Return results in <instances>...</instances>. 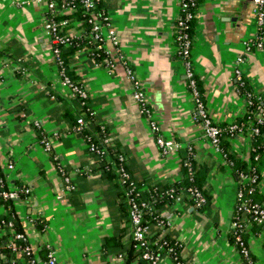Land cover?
I'll return each instance as SVG.
<instances>
[{
  "label": "crops",
  "instance_id": "obj_1",
  "mask_svg": "<svg viewBox=\"0 0 264 264\" xmlns=\"http://www.w3.org/2000/svg\"><path fill=\"white\" fill-rule=\"evenodd\" d=\"M100 7L118 37V44L105 42L114 64L97 62L83 49L68 60L75 81L88 91L86 126L100 127L123 154L144 196L152 186L177 183L188 159L194 170H205V206L195 207L185 193L181 200L160 203L159 214L171 224L152 223L149 236L180 243L178 254L188 264H241L230 239L238 184L224 151L194 114L175 39L179 0H100ZM44 10L43 2L0 0V162L12 159L11 183L29 189L15 204L17 214L24 231L35 229L27 233L38 264H44L46 243L56 264H142L137 255L127 258L132 227L122 185L102 172L86 148L76 122L82 102L62 82L43 26ZM77 26L68 32L79 34ZM253 32L252 0H198L190 54L202 100L216 124L235 122L246 111L234 75L238 54L244 57L239 66L246 87L264 103V47L246 51L243 45ZM126 66L142 83L156 130L132 96ZM43 134L50 148L41 141ZM156 135L174 139L178 147L164 152ZM251 144L249 130L228 138L229 151L243 159ZM62 171L75 188L65 186ZM258 192L264 203V167ZM244 233L251 257L264 264V228H253L248 220ZM160 264L175 262L164 252Z\"/></svg>",
  "mask_w": 264,
  "mask_h": 264
},
{
  "label": "built area",
  "instance_id": "obj_2",
  "mask_svg": "<svg viewBox=\"0 0 264 264\" xmlns=\"http://www.w3.org/2000/svg\"><path fill=\"white\" fill-rule=\"evenodd\" d=\"M28 1V0H26ZM35 2L44 3L45 10H44V17H43V26L49 36L51 50L54 54L55 60L59 67V74L62 79L64 85H66L73 95H78L81 98L82 104L85 103V99L88 98V91L82 84H77L73 82L69 76L66 74L64 67L62 66V59L60 56V45H67L70 43L71 38L73 36H78L79 34H73L69 32L62 31L63 26L68 23L67 18H63L61 20H56L53 17V11L56 8V0H33ZM62 2L61 10L71 11L75 7L74 3H70L75 0H60ZM98 0H82L83 5L86 9H92ZM197 4V0H179V9L180 14L177 16L174 22L175 28V39L177 40V52L182 57L184 63L185 74L188 79V88L194 100V114L200 121L205 135L209 137L211 142L219 148V134L221 131L220 126L215 124L202 100L200 90L197 86V81L195 77V72L192 66V59H191V45H192V34L189 33V23L197 15L196 11H194V7ZM252 12H253V19H254V32L252 35H249L243 39L244 49L246 51H250L254 48L261 49L264 47V0H252ZM101 13V14H100ZM89 22H91V27L89 31V35L94 42L93 51L90 54H98L100 52L103 53V57L101 60H97V62H103L107 66H111L114 64V58L111 57L109 50L105 46L106 39L112 40L114 44H118V37L116 35L115 29L112 27L111 22L108 19L107 14H102V11L95 13L94 11L91 12V16L87 18ZM244 60L243 54H238L234 59V75L236 76L237 83H238V90L242 92V88L245 86V80L242 77V72L240 68L241 62ZM126 70L128 75L130 76L131 80L133 81L134 88L132 90L133 98L138 102L141 107V110L144 111L150 122L151 128L154 130L158 129L156 122L152 119L150 110L147 106L146 95L143 90V86L141 81L134 76L133 70L131 67L126 66ZM243 94L245 97V104L246 107L253 103L252 92L249 90L244 89ZM257 109L261 116L264 117V105H258ZM259 122H262V118L259 117ZM77 127L78 129H82L86 124V121L82 115H79L76 118ZM37 123V122H36ZM231 133L237 132L241 130L237 123H231L228 127ZM252 133H258L259 128L257 126L252 127ZM232 135V134H231ZM41 141L43 142L45 148H50V141L48 137L43 134L41 137ZM104 141L108 142V138L104 137ZM86 148L88 151L95 153L96 155H102L103 149L97 146L94 142H88L85 139ZM156 142L162 147L164 152H169L174 150L178 147V143L172 139L163 137L161 135H156ZM3 170L5 172V183L7 187L3 188L1 191V195L4 197H12L16 198L19 195V192L27 193V187H19L14 186L11 181V173L14 168V162L12 159H7L5 162L1 163ZM188 166L189 172L191 171V165L189 162L185 163ZM116 172L119 174L120 181L125 184L126 188L124 190L126 200L128 202V216L129 221L132 227V237L134 239L133 246L140 250V255L142 258L147 260L148 264H160V259L162 253L156 251L155 249H162L165 248V252L168 253L175 264H188L186 261L182 260L178 257V249L176 248L175 244H170L168 241L163 240L157 244L156 248L153 249L151 246V238L149 236L150 226L152 223L156 224L158 227H166L171 224V221L166 216L159 214L153 222H147L143 220V209H148L151 211V207L149 203L142 198L141 196V188L138 187L132 178L130 177L125 164L124 158L122 154H119L118 161L116 165ZM63 181L65 186L68 189L75 188L74 183L71 181V178L68 173L62 171ZM240 177L245 179L247 175L243 172L240 173ZM4 179L0 178L1 185L4 184ZM251 182L256 181V177H251ZM254 189L253 185H249L246 188V192L248 194L252 193ZM244 188L241 186L237 187L236 190V197L235 200L238 201L237 209L240 210L244 215L252 213L254 218L257 221H264V207L259 204L258 202H251L249 197L245 195ZM169 194L174 196L175 200H181L184 195V192L187 196L193 197L194 203L193 205L199 207L202 205L206 198L202 193L201 189L197 186L190 185L186 188V191L179 190L175 194H173V188H169L167 190ZM245 219V216L242 217ZM9 226H12V221H8ZM231 227L235 228V230H240L243 227L242 220L237 218L232 219ZM0 228V233L2 232ZM13 230V238L22 239L29 241L28 231H34L33 229L27 231H14ZM235 241L239 246V252L244 261V264H256L250 254L249 247L241 237L240 232L238 231L235 235ZM13 249L16 251L25 253L26 257L21 255L20 261L23 264L32 263L34 262L35 257L33 256V251L31 248L30 243H26L22 247L12 244ZM180 243H177L179 246ZM46 258L43 260L44 264H56L55 258V251L50 246L49 243L45 244ZM31 254V256H29ZM0 264H2L0 262ZM14 261L12 260V263Z\"/></svg>",
  "mask_w": 264,
  "mask_h": 264
},
{
  "label": "trees",
  "instance_id": "obj_3",
  "mask_svg": "<svg viewBox=\"0 0 264 264\" xmlns=\"http://www.w3.org/2000/svg\"><path fill=\"white\" fill-rule=\"evenodd\" d=\"M70 3H74V5H75L73 10L63 11V10H61L62 2L60 0H56V8L53 11V17L56 20H61L63 18L68 19V23L65 26H63V28H62V31H64V32H68L67 29H69L71 26H74V24H76V23L78 25L77 27H80V34L78 36H73L71 38V41L69 44L60 45V56H61V59L63 61L62 66L64 67L66 74L69 76V78L73 82H75L77 84H81L80 82L75 81V75L73 74L72 69L69 68L68 60H69L70 56L76 50H79V49L87 50V52L89 54L93 51L94 42L89 35L91 22H89L87 20V18L89 16H91L92 11H94L95 13L102 11V14H106V12L104 10H102L100 7V0L96 1L95 5L92 9H86V7L83 5L82 0H75V1H72ZM197 5H198V0H197L196 6L193 9L194 11H196V13H197ZM195 23H196V16L193 17V19L189 23V33L190 34L193 33ZM91 55L95 58V60H101V58L103 57L102 52H100L98 54L92 53ZM59 67H60V65H58V68ZM244 89L251 91L245 85L241 89L242 93H243ZM75 97H77L81 100V98L78 95H75ZM252 98L254 101L251 105H248L246 107V111L244 112L242 118L235 121V122H232V123H237L243 131L249 130V133H250V136L252 139V144H251L252 148H251V151H250L247 159L240 158V157L236 156L235 153L229 151L228 138L234 137L238 132L237 131V132L231 133L229 131L228 127L231 124V122L230 123L217 124L221 128V131L219 134V146H220L221 150L224 151V153L227 157V160L230 162V165L234 171L238 186H241L244 188L243 191H244L245 195L249 197L251 202H258L259 204H261L264 207V203H262V201L260 199H258V195H259L258 183H259L260 178H261L262 168L264 167V117L261 116V114L259 113V111L257 109V106L259 104L264 105V103L258 97H256V95L253 92H252ZM90 111L91 110H90L89 105H88V98H86L85 103L82 104V109L78 113V115H82L84 117L83 112L89 114ZM259 117L262 118V122L258 121ZM84 119H85V117H84ZM254 126H257L259 128L258 133H252L251 129ZM82 135L88 142L92 141V142L96 143L98 147L103 149L104 152L102 155H98V154L96 155L94 153L95 156L97 157V162H98V165L100 166V168L102 169V172L106 175L116 176V177H118V179L120 181L119 174L116 172V165H117V161H118V156H119V154H121V152L118 151V149L115 147L114 144H112V142L104 141V137H106V134L101 131L100 127L93 129L90 126L85 125L82 128ZM122 156H123V154H122ZM186 162H189L191 165L192 169L190 172L188 170V166L185 164ZM186 162L184 163L185 175L177 183L174 182L173 184H171L169 186L166 185L162 189H159V188H156L155 186H152L149 188V190H147L149 192V194L147 196H144L143 191L141 190L142 198H144L149 203V206L151 207V211L148 209H145V208L143 209V211H144L143 220H146L147 222H150V223L153 222L156 219V217L159 216V210H160L158 208L159 204L162 202L169 201V200L171 201L175 198L174 196H172L171 194H169L167 192V190L169 188H173V192H174L173 194H175L179 190H183V192H184V191H186V188L188 186L194 185V186H197L201 189L202 193L204 194V196L206 198V193H205L204 189H202V184H203L204 179H205V170L204 171H202L200 169L194 170V167L192 165L191 160L188 159ZM241 172H243L247 175V177L245 179H242L240 177ZM252 176L256 177L255 182H251L250 179ZM4 177H5V172L3 170L2 165L0 164V178L4 179ZM131 180H133V179H131ZM133 181L135 182V184L138 187H140L139 183H137L135 180H133ZM120 183L122 185V196H123L122 202L123 203L125 202V204H126L127 215H128V202L126 200L125 193H124L126 186L121 181H120ZM249 185L254 186L253 192L250 194H248L246 192V188ZM5 187H7V184L5 183V179H4V184L1 185V183H0V208H1L0 209V228H2L1 229L2 232L0 233V262L2 264H11L12 260H13L14 264H23V262L20 261L19 257L21 255L26 257L25 253L22 252L20 254V252L13 249L12 244H16V245L22 247L26 243H29V241L13 238V230L12 229H14V231H24V226L22 224L20 217L17 214L15 204L17 203V200L22 199L26 193L19 192V195L16 198L4 197L3 195H1V191ZM187 198L190 200V202L194 203L193 197L188 196ZM205 204H206V200L199 207L205 206ZM237 205H238V201L235 200L232 219H236V217H237V218L242 220L243 227H241L240 230H238V231L240 232L241 237L244 239V241H246V238H245L246 236L244 233L246 221H248V220L252 221L253 228H260V227L264 228V221H257L254 218L252 213L244 215L240 210L237 209ZM243 216H245L248 219H246V220L242 219ZM128 220H129V216H128ZM8 221H12L13 225L9 226ZM41 224H42L41 222L36 221L35 227L41 228ZM238 231L235 230V228L231 227L230 239L234 242V244L239 249V246L235 241V235ZM131 235H132V232H131ZM163 240L168 241L170 244H175L176 248L178 249V246H177L178 242L170 240V239L166 238L165 236H162L158 239H155V238L152 239L151 238V246L153 247V249L156 248L157 244ZM133 243H134V239L132 237L130 245H129V249L127 251V254H128L127 258L134 257L137 255L140 258L142 264H148L147 260L141 257L140 250L136 249L133 246ZM155 250L160 252V253L165 252V248L155 249ZM29 256H31V254ZM33 256H34V254H33ZM178 257L180 258L179 254H178ZM45 258H46V254H45ZM27 264H38V259H36V257H35L34 262L27 263ZM241 264H244V261H242Z\"/></svg>",
  "mask_w": 264,
  "mask_h": 264
},
{
  "label": "rangeland",
  "instance_id": "obj_4",
  "mask_svg": "<svg viewBox=\"0 0 264 264\" xmlns=\"http://www.w3.org/2000/svg\"><path fill=\"white\" fill-rule=\"evenodd\" d=\"M1 209V208H0Z\"/></svg>",
  "mask_w": 264,
  "mask_h": 264
}]
</instances>
